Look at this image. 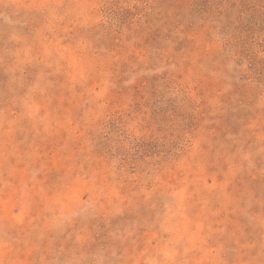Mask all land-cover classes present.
<instances>
[{"label":"rangeland","instance_id":"obj_1","mask_svg":"<svg viewBox=\"0 0 264 264\" xmlns=\"http://www.w3.org/2000/svg\"><path fill=\"white\" fill-rule=\"evenodd\" d=\"M0 264H264V0H0Z\"/></svg>","mask_w":264,"mask_h":264}]
</instances>
